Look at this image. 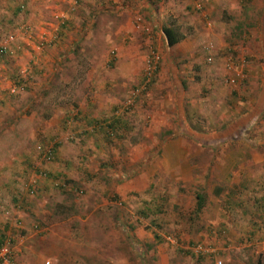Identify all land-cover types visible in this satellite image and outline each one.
Segmentation results:
<instances>
[{"label":"rangeland","instance_id":"1","mask_svg":"<svg viewBox=\"0 0 264 264\" xmlns=\"http://www.w3.org/2000/svg\"><path fill=\"white\" fill-rule=\"evenodd\" d=\"M134 2L125 8L122 0H0V45L8 43V53L0 54V233H12V258L16 264H262L264 0H157L155 21L149 12L135 13ZM193 2L200 12L188 11ZM121 5L133 16L130 42L140 45L136 79L125 75L118 50L126 46L115 34ZM169 18L185 39L165 50L160 28ZM73 45L78 60L67 51ZM59 46L64 59L58 55L56 72L35 77L43 51L57 56ZM151 51L158 71L144 89ZM15 77L25 84L16 86ZM229 77L237 80L229 84ZM139 87L143 92L133 98ZM71 102L85 118L76 119H94V128L85 124L79 132L68 119L76 113ZM60 118V145L49 158L55 139L47 142L44 129ZM115 118L126 120L123 140L108 131ZM35 170L57 179L37 186ZM65 180L82 191L74 228L48 221L56 204L69 203V193L55 189L68 191ZM197 192L205 197L199 213ZM225 199L238 204L228 208ZM19 203H31V214L17 216ZM145 206L150 211L141 217Z\"/></svg>","mask_w":264,"mask_h":264},{"label":"trees","instance_id":"2","mask_svg":"<svg viewBox=\"0 0 264 264\" xmlns=\"http://www.w3.org/2000/svg\"><path fill=\"white\" fill-rule=\"evenodd\" d=\"M14 12H17V7L14 8ZM260 19V18H259ZM67 24V23H66ZM261 25L264 26V18L261 16ZM238 30H241L240 27H238ZM160 33H161V37H162V40H163V43H164V46L166 49H170V48H173L175 45H177L178 43H180L183 39H185V35L184 33L181 31V28L180 26L177 24L176 20H174L173 18H169L167 20V22L161 26L160 28ZM60 36V35H59ZM60 38V37H59ZM76 45V44H75ZM75 45H73V47H76ZM71 48V51H70V54H71V57H73L74 59L78 60L80 58V52H79V48L77 50V47L74 49V48ZM149 64L150 66H152V61L150 60L149 61ZM158 71V67L157 65L154 66V69L151 70V73H152V76L149 78V81H153V78H154V74ZM145 80H146V77L144 75V70H143V77H142V82L140 84V87H143L144 89L147 88L148 86V83H145ZM14 84L18 87H20L23 83L25 84V82L23 81V79H21L20 77H18V79L15 77L14 78ZM80 81H78L77 83H79ZM135 91V93L132 95L133 98H135V94L140 91V92H143L141 89ZM133 89L136 90V87H134ZM55 99H57V97H55ZM55 101V100H53ZM58 101L56 100L55 103H57ZM60 102V101H59ZM59 102L57 104H59ZM66 103H69L70 100H65L64 102L62 101L61 103L65 104ZM71 106L73 108V110L76 109L77 105L75 102H71ZM88 108H92V106H90L89 104L87 105ZM89 110V109H88ZM76 113H74V115L72 114L71 118L68 117V119H76L77 117L81 116V111L78 110V108L75 110ZM180 111V109H179ZM87 116V115H85ZM47 118L48 115H45L44 118ZM122 118V117H121ZM121 118H115L112 123L110 124V127H107L108 128V131L109 132H119V135H117L116 133L114 135L118 136L121 140L125 139L126 137V120H122ZM262 118H264V112L262 114ZM94 124L92 128H94V126L98 123L96 120L94 119H91L88 121V124ZM190 128V126H189ZM191 129V128H190ZM106 130V132H108ZM192 131V134H196L195 131H193V129H191ZM106 132H103V133H106ZM107 134V133H106ZM113 135V136H114ZM55 139V143L52 144V153H51V157L54 158L56 152V148L60 145V142L57 141V138L56 136L53 137ZM73 138H70V140H72ZM107 140V139H106ZM74 142V140H73ZM69 143V142H68ZM71 143V142H70ZM34 173H36V175H38L39 177V180L36 181V184L37 186L40 185L41 183H50V182H54L56 181L57 179V176L53 175V174H49V173H46V172H42V171H39V170H35ZM35 182V181H34ZM70 183V181H69ZM67 184V185H66ZM66 185V187H69L70 186V189L68 191H64V187L63 185H55V189H58L59 193L60 194H66L65 192H68L69 194L66 196L68 197V205L64 207V205H59V204H56L55 205V209H58L56 210L55 212V209L53 210V212L51 213V215H49L48 217V221L49 223H65L70 226L71 228H74V226H76L74 223H72V219L74 216L77 215V211L75 210L76 207H79V203H80V200H81V193L82 191L79 189L80 186L77 185V184H72V185H69L68 186V182L67 180L64 181V186ZM59 186V187H58ZM62 187V188H61ZM28 188H31L30 185H28ZM40 190V189H39ZM28 192H32L31 195L34 194V192L36 193V190H32L30 189ZM29 194V193H28ZM107 194H104V197H106ZM204 200H205V197L203 195L202 192H197L194 194V210L195 212H201V209L203 208L204 206ZM76 201V202H75ZM15 204V203H14ZM24 206H27L26 204H24ZM150 209L149 207H144L142 211H140L138 214L139 216L143 217L145 216L144 213H147L149 212ZM192 211V213H193ZM29 214H31L30 210H29ZM56 217H60V219H56V220H53V218H56ZM79 218H83L84 216L79 214L78 215ZM18 222V219L15 220ZM8 223H6V225L4 226V229L6 230L8 228ZM156 237V236H155ZM3 238V234L0 233V243H1V240ZM156 239L158 240V238L156 237ZM159 241V240H158ZM203 256H197L195 259L197 260V262H199L200 259H202ZM262 264H264V257L262 258Z\"/></svg>","mask_w":264,"mask_h":264},{"label":"crops","instance_id":"3","mask_svg":"<svg viewBox=\"0 0 264 264\" xmlns=\"http://www.w3.org/2000/svg\"><path fill=\"white\" fill-rule=\"evenodd\" d=\"M161 1H163V0H161ZM167 1L168 0H165V3L164 4H167ZM189 2H190V0H189ZM122 3H123V6L125 8H128L127 5H126L127 0H122ZM155 3H157V0H137V2L130 3V4L133 5V7L135 9V11H134L135 13H138L137 11L149 12V13H151L150 18L152 19V21H155V18H154V9L152 8V6ZM110 4L111 3H109L108 5H110ZM157 4L159 5V2ZM100 6H102V5H100ZM176 6H177V4H174V7H176ZM103 7L105 8V6H103ZM165 7H167V5ZM125 8H122V5H121V7L117 8V14H119L120 17L118 19V17L116 16V20L118 19V21H117V23L115 25V27L117 26L116 27L117 28L116 29V33L115 34L117 35L116 39H118V41L120 40V42L122 41V44L124 43L126 45V46L121 47L120 49H118L119 51L122 50V55H125L124 57H125V61L127 63L126 66H124L125 68H123V70L125 72V75H128V72H131V74L135 78V75H136V72H137V68L136 67L138 65L137 60L139 59V58H137L138 55H139V51L136 50V49H138L140 47V45H135L137 42L136 43L135 42H133V43L130 42L132 39H130L129 35H133V34H131V33H133V27H132L133 25L130 24L131 23V20H132L131 18H133V16L130 15V17H129L128 16L129 12L127 10H125ZM188 11L189 12H193L191 5H190V9H188ZM61 41H62L61 38H58L57 39V42L58 43H60ZM57 42H54V43H57ZM134 45H135V47H134ZM53 49H54V47H53ZM55 49L56 50H59V52H61V53H58V54L56 53L57 56H55V54L53 55L52 51L50 53H49V51H43V53L40 55V60L37 61L38 64H39V66L37 68H39L41 70L38 71V69H35V68L33 69V72L32 73H33V75L35 77L36 76H39V75H44V73L45 72H48L49 69H51V70L54 69V71L56 72V67H57V64L59 63L58 55L61 54V59H64V57H63L64 54L62 53V50H63L62 47L59 46L58 48H55ZM56 50H55V52H56ZM165 50H167V49L165 48ZM67 51L70 53V50L69 49ZM67 51H66V53H67ZM45 52L48 53L47 56H44V53ZM162 64H165L164 60H162L161 66H162ZM161 71H163V70L160 67V73H159V75L162 77L163 76V73ZM50 77H52V74H50ZM164 81L165 82L166 81L168 82L169 79L165 77L164 78ZM167 85H168V83H167ZM77 108L78 107H76V109ZM77 118H82L83 120L85 119L82 116H79ZM74 120H76L75 121V126H77L76 128H78L79 132H81L82 130H84L83 129L84 126H82V125H85L86 124L85 125L86 127L88 125V122L87 123H85L84 121L81 122L80 119H74ZM50 124L51 123H49V125ZM167 128H168V126H167ZM174 128H175L174 131H176L178 133V128L179 127L177 125V122H176V125H175ZM61 130H64L63 119H61V118H60V121H58V123L56 121L53 124H51L49 127L46 126V129H44V131H46V132L49 133V135H47V133H46L47 142L49 140V137L56 136L58 133H61L62 132ZM50 131H51V133H50ZM168 131H170V129ZM74 142H73V144H74ZM41 144H43V142ZM96 144H98V143H95L94 145H96ZM47 183L44 182V183H41L38 186H45ZM225 200L227 202H229L227 199H225ZM24 204L25 203H22V204L19 203V208H18V211H17V213H18L17 216H19V217L20 216L24 217V216L28 215L29 214V210H30V212H32L31 211L32 210L31 209L32 208L31 203L27 204V206H24ZM236 204H238V203L229 202L228 203V206H229L228 208H230V206L233 207ZM226 213H229V212H226ZM19 217L17 219H18V222L20 223V225L22 226L23 225L22 224L23 221H21V219L19 220ZM254 228H256V230L258 229V227H254ZM22 231H23V229L20 228V234L22 233Z\"/></svg>","mask_w":264,"mask_h":264},{"label":"built area","instance_id":"4","mask_svg":"<svg viewBox=\"0 0 264 264\" xmlns=\"http://www.w3.org/2000/svg\"><path fill=\"white\" fill-rule=\"evenodd\" d=\"M192 10L195 13L200 12L201 11V5L196 3V2H193L192 3ZM9 40L11 41L12 39L9 37ZM7 44L8 43L5 41L2 45H0V54L1 55L8 53V51L6 50ZM150 60L152 61V66H150V64H149ZM155 65L158 66V57L154 51H151L148 55L147 70L144 69V75L146 77V80H145L146 83L149 81V78L152 76L151 70L154 69ZM235 80H237V79L229 77L227 82L229 84H233L235 82ZM51 153H52V147L48 148L47 151L45 152L46 156L49 158H51ZM31 193L32 192H29V194H31ZM18 208H19V204H17L15 206V209L18 210ZM15 225L17 226V228L21 227L20 223L17 221H15ZM9 232L6 230V232L3 233V238H2L1 243H0V264H16L12 258V254H11V245H12L11 243H13L14 238L9 234ZM18 233L20 234V229H18Z\"/></svg>","mask_w":264,"mask_h":264}]
</instances>
